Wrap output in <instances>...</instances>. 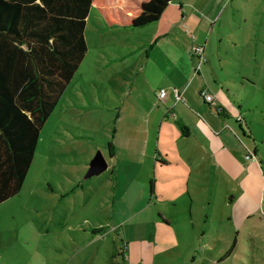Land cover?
Instances as JSON below:
<instances>
[{
    "label": "rangeland",
    "instance_id": "obj_1",
    "mask_svg": "<svg viewBox=\"0 0 264 264\" xmlns=\"http://www.w3.org/2000/svg\"><path fill=\"white\" fill-rule=\"evenodd\" d=\"M198 12L187 37L229 86L231 137L261 161L259 176L152 173L132 130L151 89L139 62L151 53V83L164 82L191 43L165 51L153 43L164 19L105 28L91 9L85 56L40 131L20 191L0 202V264H264V0H214ZM196 56L188 51L195 64ZM97 154L106 167L90 173ZM153 183L163 198L150 196ZM168 213L175 221L162 219Z\"/></svg>",
    "mask_w": 264,
    "mask_h": 264
},
{
    "label": "trees",
    "instance_id": "obj_2",
    "mask_svg": "<svg viewBox=\"0 0 264 264\" xmlns=\"http://www.w3.org/2000/svg\"><path fill=\"white\" fill-rule=\"evenodd\" d=\"M172 1L0 0V202L20 191L40 131L85 56L91 9L105 28H135Z\"/></svg>",
    "mask_w": 264,
    "mask_h": 264
},
{
    "label": "crops",
    "instance_id": "obj_3",
    "mask_svg": "<svg viewBox=\"0 0 264 264\" xmlns=\"http://www.w3.org/2000/svg\"><path fill=\"white\" fill-rule=\"evenodd\" d=\"M213 1L173 0L162 12L157 21L164 19V25L156 32L153 43L163 46L165 51L169 46L171 50H177V45L183 41L187 46L191 44L184 52L183 62H177L173 73L165 74L164 82L160 79L159 83H151L152 73L157 66L156 60H151V53H146L145 59L139 62L138 74L145 73L151 89L147 92L148 105L143 110L146 118L143 122L135 123L132 130L143 146L141 154L145 162L147 153L152 159V173H164L160 171L161 168L165 173H197V177H203L198 173H236L232 174L233 177L242 183L252 173L259 176L262 163L259 161L260 166L256 161L245 160V152L235 147L237 143L231 137L236 135L234 125L229 120L233 118L232 115L237 116V108L229 95V86L215 74L209 61L207 65L202 62L197 73H194L195 63L188 57L193 43L185 29L194 23L198 11L206 14ZM161 89L165 91L162 99L158 97ZM203 89L212 96V103L200 96ZM175 92L181 96L180 100H176ZM140 94L137 92L133 97L140 98ZM156 101L162 106H158ZM214 106L221 108L222 114L217 113ZM152 115L155 116L152 118ZM169 116L175 126L177 123V130L173 125L166 124L165 120H169ZM243 121L248 127L246 120ZM165 127L168 130H164ZM240 176L241 179L238 178ZM163 192L152 184L150 196L154 193L156 199L163 198ZM164 198L168 199L167 196ZM169 216L175 221L176 217L172 214L161 215L162 219L167 220Z\"/></svg>",
    "mask_w": 264,
    "mask_h": 264
},
{
    "label": "built area",
    "instance_id": "obj_4",
    "mask_svg": "<svg viewBox=\"0 0 264 264\" xmlns=\"http://www.w3.org/2000/svg\"><path fill=\"white\" fill-rule=\"evenodd\" d=\"M191 52L193 55H197L196 58H197V63L195 64V67H194V73H197L201 63H202V59H203V48L200 47V46H195V47H192L191 48ZM202 55V56H201ZM165 96V91L163 89H161L159 92H158V97L160 99H162L163 97ZM200 96L204 99V101L206 102H209V103H212V96L210 94L207 93V91L205 89H203L202 91H200ZM175 98L176 100H180L181 99V96L175 92ZM245 160H248V161H254V156L251 155V154H246L244 156Z\"/></svg>",
    "mask_w": 264,
    "mask_h": 264
},
{
    "label": "water",
    "instance_id": "obj_5",
    "mask_svg": "<svg viewBox=\"0 0 264 264\" xmlns=\"http://www.w3.org/2000/svg\"><path fill=\"white\" fill-rule=\"evenodd\" d=\"M106 167V162L100 154H97L90 161L89 172L90 173H100Z\"/></svg>",
    "mask_w": 264,
    "mask_h": 264
}]
</instances>
